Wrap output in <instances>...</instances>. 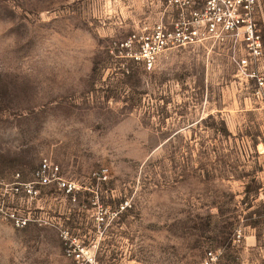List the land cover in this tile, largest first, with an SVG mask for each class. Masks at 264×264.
<instances>
[{"label":"rangeland","instance_id":"1","mask_svg":"<svg viewBox=\"0 0 264 264\" xmlns=\"http://www.w3.org/2000/svg\"><path fill=\"white\" fill-rule=\"evenodd\" d=\"M157 11L0 0V264H72L64 233L98 264H192L209 248L219 264H264V113L227 53L170 47L149 70L121 55ZM43 157L80 182L75 196L52 184L11 198Z\"/></svg>","mask_w":264,"mask_h":264},{"label":"built area","instance_id":"2","mask_svg":"<svg viewBox=\"0 0 264 264\" xmlns=\"http://www.w3.org/2000/svg\"><path fill=\"white\" fill-rule=\"evenodd\" d=\"M192 44L227 53L236 70V87L247 92L249 102L264 113V0H158L156 15L149 21L140 20L138 28L121 38L116 47L121 55L149 70L165 49ZM106 170L101 168L93 175L105 180ZM52 184L72 198L82 186L66 176L57 162L43 157L31 179H16L7 183L6 190L20 203L38 197L44 186ZM10 216L17 225L28 221L15 212ZM65 234V254L72 264H98L85 245L68 243ZM233 235L240 241L244 233L238 228ZM192 264H219V256L209 248Z\"/></svg>","mask_w":264,"mask_h":264}]
</instances>
